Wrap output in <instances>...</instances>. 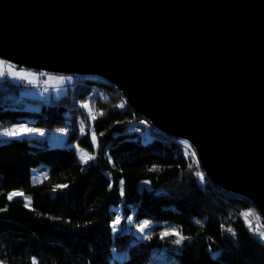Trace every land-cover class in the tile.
Returning a JSON list of instances; mask_svg holds the SVG:
<instances>
[{
	"label": "trees",
	"instance_id": "obj_1",
	"mask_svg": "<svg viewBox=\"0 0 264 264\" xmlns=\"http://www.w3.org/2000/svg\"><path fill=\"white\" fill-rule=\"evenodd\" d=\"M24 88L0 80V264H264L252 205L208 181L190 146L143 124L112 85L73 77L48 100ZM36 169L47 175L34 183ZM15 190L30 207L9 200ZM120 217L138 232L113 234Z\"/></svg>",
	"mask_w": 264,
	"mask_h": 264
},
{
	"label": "water",
	"instance_id": "obj_2",
	"mask_svg": "<svg viewBox=\"0 0 264 264\" xmlns=\"http://www.w3.org/2000/svg\"><path fill=\"white\" fill-rule=\"evenodd\" d=\"M0 61L109 83L264 224V0H0Z\"/></svg>",
	"mask_w": 264,
	"mask_h": 264
},
{
	"label": "rangeland",
	"instance_id": "obj_3",
	"mask_svg": "<svg viewBox=\"0 0 264 264\" xmlns=\"http://www.w3.org/2000/svg\"><path fill=\"white\" fill-rule=\"evenodd\" d=\"M34 76L35 77L37 76L38 79L34 80ZM6 77L9 79V81L13 83H16V84L22 83L25 88L22 89L21 91L24 94L29 93L30 95H37L38 97H43L46 100L50 99L51 97H58L59 95L63 94L65 92L66 85L72 83L73 81L72 76L47 74V73L32 71L28 69L16 68V67L11 66L10 64L0 61V80ZM40 89L42 91H40ZM30 106L32 108H36L38 105L31 104ZM143 124L148 125L149 123L143 122ZM24 125H25L24 123L15 125L14 129L17 131L19 135H23L25 133L26 129ZM64 143H65V137L63 136H50L49 137V144L52 146L62 145ZM190 148L196 155V152L194 151V149L191 146ZM76 151H77V155L79 159L81 160V162L85 163L88 160H90V159H87V157H92V155L87 150L83 149L80 146H76ZM196 160L199 166L197 155H196ZM166 163H169V162L166 161ZM201 172L205 176L202 170ZM33 174L34 175L32 176V181L35 183L38 180L40 181L47 175V170H45L43 173L41 169H36L33 171ZM12 193H22V192L17 191V190L11 191L9 192L8 197ZM14 198L22 199L27 207H30L31 205L30 197L25 196L23 193L22 195H17V196L12 197V199ZM12 199H9V200H12ZM244 216L250 218L251 221L253 220L254 224H256L257 226V229L259 231L261 230L264 233V224L254 207L253 209L250 208L249 210L244 212ZM118 221L119 223H117V220H116L111 225L113 234L119 231H125V232L137 231L138 232L139 227H141V226H137L136 224L134 225L131 222V220L130 221L128 219L124 220L122 217H120ZM261 238L264 241V237H261Z\"/></svg>",
	"mask_w": 264,
	"mask_h": 264
},
{
	"label": "snow or ice",
	"instance_id": "obj_4",
	"mask_svg": "<svg viewBox=\"0 0 264 264\" xmlns=\"http://www.w3.org/2000/svg\"><path fill=\"white\" fill-rule=\"evenodd\" d=\"M85 107H87V105H85ZM25 131H29V130L26 129ZM94 139H95V137H94ZM82 158H83V157H82ZM87 159H92V157H87ZM58 187H66V185H65V186H58ZM17 195H22V193H12V194L9 195L8 198H9V199H12L13 196H17ZM117 223H119V221H117ZM114 230H115V229H114ZM166 235H167V233H166ZM262 237H264V234H262ZM176 243H180V241L177 240Z\"/></svg>",
	"mask_w": 264,
	"mask_h": 264
},
{
	"label": "crops",
	"instance_id": "obj_5",
	"mask_svg": "<svg viewBox=\"0 0 264 264\" xmlns=\"http://www.w3.org/2000/svg\"><path fill=\"white\" fill-rule=\"evenodd\" d=\"M39 78H40V77H39ZM37 79H38V77H37V76H36V77L34 76V80H37Z\"/></svg>",
	"mask_w": 264,
	"mask_h": 264
},
{
	"label": "built area",
	"instance_id": "obj_6",
	"mask_svg": "<svg viewBox=\"0 0 264 264\" xmlns=\"http://www.w3.org/2000/svg\"><path fill=\"white\" fill-rule=\"evenodd\" d=\"M38 89V88H37ZM41 90V89H40Z\"/></svg>",
	"mask_w": 264,
	"mask_h": 264
}]
</instances>
